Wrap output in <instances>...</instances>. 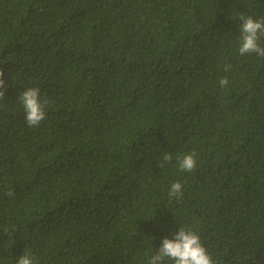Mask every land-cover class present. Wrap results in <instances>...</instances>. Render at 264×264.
I'll return each instance as SVG.
<instances>
[{"label":"trees","instance_id":"trees-1","mask_svg":"<svg viewBox=\"0 0 264 264\" xmlns=\"http://www.w3.org/2000/svg\"><path fill=\"white\" fill-rule=\"evenodd\" d=\"M241 14L264 0H0V264H148L181 226L216 264H264V57L239 53Z\"/></svg>","mask_w":264,"mask_h":264},{"label":"clouds","instance_id":"clouds-1","mask_svg":"<svg viewBox=\"0 0 264 264\" xmlns=\"http://www.w3.org/2000/svg\"><path fill=\"white\" fill-rule=\"evenodd\" d=\"M240 25V40L239 53H256L260 57H264V47L258 44V40L264 37V18L253 19L251 16H239ZM230 65L225 66V71H228ZM3 72L0 71V100L4 97ZM227 78H221L219 84L224 87L228 84ZM18 100L20 101L25 116L27 126H38L45 119L44 104L40 99L38 88L30 87L21 92ZM163 160L168 162L172 160L171 155H164ZM177 164L181 171L191 172L196 167L195 154L185 153L177 157ZM169 197L175 198L182 194V185L180 182H174L169 190ZM7 195L12 196L14 193L10 190ZM173 261V264H216L211 255L203 246L199 235L191 228L179 227V230L174 234L173 239L163 238L162 244L157 252L153 254L148 264H164L165 259ZM15 264H38L30 254L23 253Z\"/></svg>","mask_w":264,"mask_h":264}]
</instances>
